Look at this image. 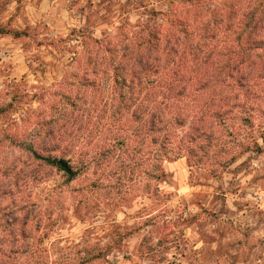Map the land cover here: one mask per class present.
Wrapping results in <instances>:
<instances>
[{"label":"trees","instance_id":"1","mask_svg":"<svg viewBox=\"0 0 264 264\" xmlns=\"http://www.w3.org/2000/svg\"><path fill=\"white\" fill-rule=\"evenodd\" d=\"M170 1L162 17L148 11L114 34L75 29L51 38L64 73L32 95L40 107L14 120L29 96L18 87L0 105L7 124L0 147L22 151L2 166L0 264L53 263L52 249L63 246L48 245L49 221L62 198L73 199L85 224L80 240H97L93 218L105 208L171 196L163 187L171 181L167 162L186 158L221 174L252 150L242 138L264 125V0ZM5 33L28 35L0 28ZM46 183L41 204L34 198ZM145 216L155 223L148 239L169 240L177 220Z\"/></svg>","mask_w":264,"mask_h":264},{"label":"rangeland","instance_id":"2","mask_svg":"<svg viewBox=\"0 0 264 264\" xmlns=\"http://www.w3.org/2000/svg\"><path fill=\"white\" fill-rule=\"evenodd\" d=\"M169 7L170 0H0V28L28 33L0 34V105H7L18 87L29 96L11 114L14 120L40 107L32 95L54 85L64 73L51 54H57L49 47L51 38L65 39L75 29L101 38L119 32L127 22L146 18L148 11L160 12V18ZM6 125L0 117V130ZM249 139L252 150L221 174L190 166L186 158L167 162L171 181L163 187L171 196L159 201L133 196L128 204L132 207L105 208L93 218L97 227L91 235L97 240H80L85 224L70 208L73 199L62 198L49 221L48 245L61 241L63 246L52 249V264H58V258L83 264L92 254L101 256L90 264H264V125L242 141ZM21 153L19 148L0 147V184L8 181L2 166ZM47 185L39 188L35 201L47 203L42 192ZM152 211L177 220L169 240L148 239L147 231L155 223H144L145 214ZM112 219L120 225L111 227Z\"/></svg>","mask_w":264,"mask_h":264}]
</instances>
